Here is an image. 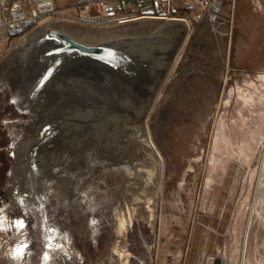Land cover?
Masks as SVG:
<instances>
[{
  "label": "rangeland",
  "instance_id": "374dc122",
  "mask_svg": "<svg viewBox=\"0 0 264 264\" xmlns=\"http://www.w3.org/2000/svg\"><path fill=\"white\" fill-rule=\"evenodd\" d=\"M107 1L0 0L19 19L0 30V264H241L264 0Z\"/></svg>",
  "mask_w": 264,
  "mask_h": 264
},
{
  "label": "crops",
  "instance_id": "0c3cea01",
  "mask_svg": "<svg viewBox=\"0 0 264 264\" xmlns=\"http://www.w3.org/2000/svg\"><path fill=\"white\" fill-rule=\"evenodd\" d=\"M112 1H116V0H112ZM119 1L121 2L120 6H126V5L129 6L132 3V4H135L138 9L143 8L144 11L141 12L140 15H138L139 16L138 18H140V17H148V16L157 18V17L161 16V15L156 14V12H160L161 11V4H160L161 2H160V0H118V2ZM107 2L108 1L106 0L105 3H107ZM260 180L258 181L259 184L257 185L256 197H255L254 201L252 202L253 204L251 203L252 212H251L250 220L247 223V227H249V230H248V232H245V236L247 234V240H246V237H245V240H246V245H245L246 246V251H245V253L246 254H245V258H244V263L243 264L251 263L250 261L248 263V259H247L248 258L247 257L248 256L247 247H248V244H249V240L251 238L255 241L254 249H256V250L259 249L260 250L261 249L260 246L264 247V240L260 239L258 230L257 229H254V231L251 230L252 226L256 225V222H258L260 225L264 226V192L261 193V186L262 185L260 183ZM262 230L264 231V228ZM245 231H247V229H245ZM251 231H252V234H251ZM260 241H262V243H260ZM257 257H258V253H257ZM259 260H261V261H259ZM259 260L258 259H255V260L252 259V264H264V259H259ZM220 264H229L228 259L222 258ZM241 264H242V262H241Z\"/></svg>",
  "mask_w": 264,
  "mask_h": 264
},
{
  "label": "bare ground",
  "instance_id": "6f19581e",
  "mask_svg": "<svg viewBox=\"0 0 264 264\" xmlns=\"http://www.w3.org/2000/svg\"><path fill=\"white\" fill-rule=\"evenodd\" d=\"M158 45V44H157ZM154 46V45H153ZM159 46H161V45H159ZM128 48H130V47H128ZM164 48V47H163ZM150 54V53H149ZM178 56V55H177ZM163 57H164V55H163ZM170 57V56H169ZM175 63H177V62H175ZM86 68H87V70H90L91 71V73L92 74H94L95 75V77H97V78H102V74L98 71L99 70V68H97L96 66H94V65H92L91 63H89V62H86ZM74 69H75V67H74ZM75 70H72V72H74ZM70 74V72L68 71H63V72H61L60 74H59V76H58V78L59 79H61V78H65V77H67L68 75ZM58 93L57 92H55V91H53L52 89H50V88H48V87H45L42 91H41V93H40V97H39V99H38V102H37V106H43V105H45V104H47L48 102H52V101H55L56 99H58ZM152 143H153V141H151ZM159 153V152H158ZM149 170H151L150 168H149ZM148 170V171H149ZM147 170H146V172H148ZM147 184H148V182H147ZM146 184V185H147ZM259 184V183H258ZM143 186V185H142ZM141 185L139 186V187H141V188H144V187H142ZM142 190H144V189H142ZM145 191V190H144ZM150 201H153V200H150ZM149 200H148V202H150ZM253 204V203H252ZM253 206V205H252ZM254 207V206H253ZM254 211V210H253ZM124 218V217H123ZM254 218V217H253ZM125 222H126V220L125 219H123L122 220V222H121V225H125ZM247 227V226H246ZM247 229V231H245V232H248V230H249V227H247L246 228ZM249 234V233H248ZM246 240H247V234H246ZM246 240H244V246H243V257H242V264L244 263V258H245V251H246Z\"/></svg>",
  "mask_w": 264,
  "mask_h": 264
},
{
  "label": "built area",
  "instance_id": "2783aa9c",
  "mask_svg": "<svg viewBox=\"0 0 264 264\" xmlns=\"http://www.w3.org/2000/svg\"><path fill=\"white\" fill-rule=\"evenodd\" d=\"M28 18H29L28 16L23 17V19H28ZM18 20H15L14 17L11 18L8 12L1 9V6H0V30L6 29L5 32L6 34H8L7 31H9L11 26H13L12 24Z\"/></svg>",
  "mask_w": 264,
  "mask_h": 264
}]
</instances>
